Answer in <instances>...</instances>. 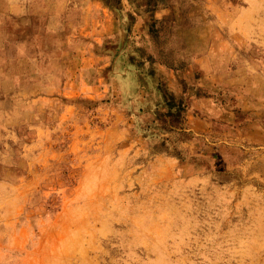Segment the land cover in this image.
<instances>
[{"label": "rangeland", "instance_id": "rangeland-1", "mask_svg": "<svg viewBox=\"0 0 264 264\" xmlns=\"http://www.w3.org/2000/svg\"><path fill=\"white\" fill-rule=\"evenodd\" d=\"M8 3L0 264H264V0Z\"/></svg>", "mask_w": 264, "mask_h": 264}, {"label": "crops", "instance_id": "crops-1", "mask_svg": "<svg viewBox=\"0 0 264 264\" xmlns=\"http://www.w3.org/2000/svg\"><path fill=\"white\" fill-rule=\"evenodd\" d=\"M7 2H9L8 3V5L10 4V2H11V0H7ZM8 11V10H7ZM2 26V21L0 20V27Z\"/></svg>", "mask_w": 264, "mask_h": 264}]
</instances>
